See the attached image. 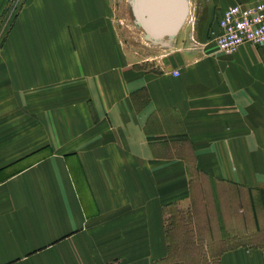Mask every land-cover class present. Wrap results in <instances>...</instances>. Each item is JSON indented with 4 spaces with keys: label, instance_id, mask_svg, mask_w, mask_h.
<instances>
[{
    "label": "crops",
    "instance_id": "crops-1",
    "mask_svg": "<svg viewBox=\"0 0 264 264\" xmlns=\"http://www.w3.org/2000/svg\"><path fill=\"white\" fill-rule=\"evenodd\" d=\"M187 1L194 22L152 67L111 0H0L21 6L0 52V264H168L170 210L201 188L226 230L263 217L264 46H216L225 10L257 0Z\"/></svg>",
    "mask_w": 264,
    "mask_h": 264
},
{
    "label": "rangeland",
    "instance_id": "rangeland-1",
    "mask_svg": "<svg viewBox=\"0 0 264 264\" xmlns=\"http://www.w3.org/2000/svg\"><path fill=\"white\" fill-rule=\"evenodd\" d=\"M111 2L113 17L118 22L120 32L125 39L122 44L125 51L130 52L134 60L141 62L142 66H160L159 60L168 58L167 52L171 50L173 43L151 39L145 27L138 21L132 0H111ZM189 6V13L182 28L185 24L194 22L191 13V6L194 5L190 1ZM20 8L21 6H2L0 52ZM206 191L207 188L200 189L199 201L197 204L194 203L193 208L170 210L168 226L171 257L168 264H218L220 254L239 243L264 247V209L258 212L263 215L262 218H258L257 221L250 219L248 235L239 236L232 228L226 230L221 221L211 217Z\"/></svg>",
    "mask_w": 264,
    "mask_h": 264
},
{
    "label": "built area",
    "instance_id": "built-area-1",
    "mask_svg": "<svg viewBox=\"0 0 264 264\" xmlns=\"http://www.w3.org/2000/svg\"><path fill=\"white\" fill-rule=\"evenodd\" d=\"M216 38L218 50L225 55L234 54L242 45L264 46V0L254 5H235L223 13ZM178 75L179 72H174Z\"/></svg>",
    "mask_w": 264,
    "mask_h": 264
},
{
    "label": "water",
    "instance_id": "water-1",
    "mask_svg": "<svg viewBox=\"0 0 264 264\" xmlns=\"http://www.w3.org/2000/svg\"><path fill=\"white\" fill-rule=\"evenodd\" d=\"M149 9L151 18L158 26L161 28H172L177 25V33L184 25L189 13V7L187 6L186 0H149ZM134 12L138 21L143 27H145V30L148 33L144 8L141 5L139 6V16L137 15L135 8ZM177 33L174 36H169V39L172 40Z\"/></svg>",
    "mask_w": 264,
    "mask_h": 264
},
{
    "label": "bare ground",
    "instance_id": "bare-ground-1",
    "mask_svg": "<svg viewBox=\"0 0 264 264\" xmlns=\"http://www.w3.org/2000/svg\"><path fill=\"white\" fill-rule=\"evenodd\" d=\"M132 3L134 4V8L138 16L140 15L139 6L141 5L144 8V14L146 16L145 19L147 21L146 25L148 28L149 36L152 40L163 41L164 38L174 36L177 33V25L172 28H161L153 21L149 9V0H132Z\"/></svg>",
    "mask_w": 264,
    "mask_h": 264
}]
</instances>
